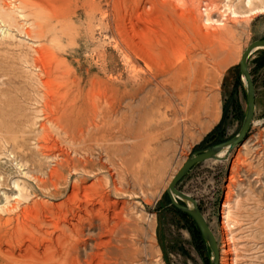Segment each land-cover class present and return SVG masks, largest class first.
<instances>
[{
	"label": "rangeland",
	"instance_id": "rangeland-1",
	"mask_svg": "<svg viewBox=\"0 0 264 264\" xmlns=\"http://www.w3.org/2000/svg\"><path fill=\"white\" fill-rule=\"evenodd\" d=\"M162 1L0 0V264H42L66 245L76 250L67 264H211L167 189L190 156L239 132V65L264 39V13L252 11L264 0H215L229 18L201 21L213 36ZM190 57L200 72L178 84ZM250 68L257 102L246 139L178 185L198 200L220 264H264V49ZM175 120L177 131L164 125Z\"/></svg>",
	"mask_w": 264,
	"mask_h": 264
},
{
	"label": "water",
	"instance_id": "water-1",
	"mask_svg": "<svg viewBox=\"0 0 264 264\" xmlns=\"http://www.w3.org/2000/svg\"><path fill=\"white\" fill-rule=\"evenodd\" d=\"M259 49H264V39H257L250 43L243 52L239 65L247 93V110L239 132L227 141L210 145L190 156L173 177L167 189L172 204L191 216L201 231L213 254L211 264H220L221 252L218 240L203 214L198 200L180 190L178 185L196 165L211 159L220 161L228 159L231 153L246 139L254 121L257 98L256 86L250 68V58ZM223 153L225 155L221 156ZM179 200L183 201L184 204Z\"/></svg>",
	"mask_w": 264,
	"mask_h": 264
},
{
	"label": "bare ground",
	"instance_id": "bare-ground-1",
	"mask_svg": "<svg viewBox=\"0 0 264 264\" xmlns=\"http://www.w3.org/2000/svg\"><path fill=\"white\" fill-rule=\"evenodd\" d=\"M205 0H163L162 1V4H164L167 8H169L170 9V11H172V12H177V11H181L182 12V14H188L189 16H191L192 18H194L195 20H198L200 23H199V30L200 31H202V33H204L205 35H207V36H213L215 33L214 32H209V31H207V26L206 25H203L202 23H201V21L202 20H206V22H208V23H211L212 21L213 22H218L219 24H225L224 23V21L226 20V19H228L226 16H227V14H221V13H219V8H220V6H219V4H217V2L215 1V0H209V1H205L206 2V5L204 6L203 5V2H204ZM219 3V2H218ZM182 4H184L185 6H186V8H183L182 10L180 9L181 7L180 6H182ZM248 4H249V6H252L253 5V0H249L248 1ZM231 8V7H230ZM212 10H215L216 11V13H219V15L221 16V17H223L222 19H214L213 17H212ZM230 11H231V9H229ZM228 10V11H229ZM214 11V12H215ZM226 11V10H225ZM234 11V10H233ZM252 11L253 12H263L264 13V5L263 6H261V7H259V8H255V9H252ZM232 12V11H231ZM226 13V12H225ZM230 13V12H229ZM181 14V13H180ZM234 14V16H239L238 15V13L237 12H233V13H231L230 14V16L231 15H233ZM213 16H215V14L213 15ZM232 18V17H231ZM198 21H197V23H198ZM208 25V24H207ZM138 52V51H137ZM151 52V51H150ZM154 56V55H153ZM153 58V57H152ZM190 61L189 62H186L187 63V66L189 67V73H187V77H186V80H184V79H182V80H180V79H178V84H189L191 81H193V80H195V76L200 72V68H201V65H200V62H199V64H197V61H195V60H193V57H190V59H189ZM199 70V71H198ZM177 76V74L175 75V77ZM162 81H163V79H162ZM161 83V82H160ZM163 83V82H162ZM161 83V84H162ZM143 88H145V86L144 85H141V86H139V88H138V90H135V91H133L132 92V94H139V93H141L142 91H144L143 90ZM179 88L181 89L180 91H179ZM179 88H177V89H175V91L173 90L172 92H171V95H176V96H178L179 95V93L181 94V92H183V93H185L184 92V89H185V86H184V89L182 90V87H179ZM146 89V88H145ZM186 90V89H185ZM156 92H154V94H155V96L156 95H159L158 94V90H155ZM116 93L117 92H115L114 94L116 95ZM188 94V93H187ZM141 95V94H140ZM141 100V104H142V106L140 107V108H138V111L137 112H139V118H140V120L142 119V118H144V117H147V115L149 114L148 112H149V109H148V100H149V97H148V95L147 94H145V95H143V97L140 99ZM155 107H158V104H159V98L158 97H155ZM215 102V101H214ZM214 102H213V104H214ZM117 97L115 96L114 97V106H113V108L115 109V110H117L116 109V107H117ZM151 106V105H150ZM204 106V105H203ZM205 107V106H204ZM153 111H154V109L152 108V110H151V112L153 113ZM151 124V123H150ZM178 123H177V121L175 120L174 122H166L164 125L166 126V128H169V130H175V131H177L176 129L178 128L179 129V127H178V125H177ZM99 125V124H98ZM157 125V124H156ZM172 125V126H171ZM152 126H154V125H152ZM158 126H160V125H158ZM184 126V129H187L188 127H187V125H186V122H185V124L183 125ZM116 127V126H115ZM157 128V127H156ZM161 128V127H160ZM171 128H173V129H171ZM143 129V126L141 125L140 127H139V131L140 130H142ZM152 129H154V128H151V130ZM124 131H127V132H125V135H126V137H134V138H136V139H139L140 138V132L138 131H136V132H132V130L133 129H130V127H125L124 129H123ZM150 132V131H149ZM171 132V131H170ZM149 134V133H148ZM154 137V136H153ZM75 138V137H74ZM142 138H144L143 136H142ZM142 138H140V140L142 139ZM156 138V137H155ZM79 140V139H78ZM139 140V141H140ZM76 141V140H75ZM81 141V140H80ZM142 141V140H141ZM92 142V141H91ZM94 142V141H93ZM96 143H97V141H96ZM102 143H104V142H102ZM80 144V143H79ZM79 144H77V146L79 145ZM81 144H83V143H81ZM72 145H74V144H72ZM81 146V145H80ZM87 147V146H86ZM83 148V147H82ZM85 149V148H84ZM92 149V148H91ZM88 151V150H87ZM77 152V151H76ZM87 153V152H86ZM88 153H90L89 151H88ZM225 155V153H223V154H221V156H224ZM86 156H87V154H86ZM83 159V158H82ZM86 159V158H85ZM84 160V159H83ZM67 162V161H66ZM85 163V162H84ZM84 168H86L85 166H84ZM48 187V186H47ZM77 190V189H76ZM74 198V197H73ZM85 199H86V197H85ZM69 200H70V198H69ZM90 202V201H89ZM85 205V204H84ZM227 205V204H226ZM86 211V210H85ZM79 219H80V222H82V220H84L83 219V217L82 216H80L79 217ZM73 233H75V231L76 232H79V230L77 229L76 230V227H74L73 228ZM68 234H69V231H67V233H66V236H68ZM76 234V233H75ZM79 235V234H78ZM70 236H71V234L69 235V238H70ZM50 250V248L48 247V248H46L45 249V251H49ZM74 252H76V250H75V248H73V247H71V246H69V245H66V246H62V249L58 252V253H55V252H51L52 254H47V256L45 257V260L43 259H41V261H43V263L42 264H67L68 263V261H69V259L70 258H73L74 256H76L75 255V253ZM44 254V253H43ZM40 256V255H39ZM41 257H42V254H41ZM40 262V261H39Z\"/></svg>",
	"mask_w": 264,
	"mask_h": 264
},
{
	"label": "trees",
	"instance_id": "trees-1",
	"mask_svg": "<svg viewBox=\"0 0 264 264\" xmlns=\"http://www.w3.org/2000/svg\"><path fill=\"white\" fill-rule=\"evenodd\" d=\"M181 211V210H180ZM181 212H183V211H181ZM183 213H185V212H183ZM186 215H188L187 213H185ZM189 216V215H188Z\"/></svg>",
	"mask_w": 264,
	"mask_h": 264
},
{
	"label": "crops",
	"instance_id": "crops-1",
	"mask_svg": "<svg viewBox=\"0 0 264 264\" xmlns=\"http://www.w3.org/2000/svg\"><path fill=\"white\" fill-rule=\"evenodd\" d=\"M255 80H256V78H255ZM257 102V101H256Z\"/></svg>",
	"mask_w": 264,
	"mask_h": 264
}]
</instances>
